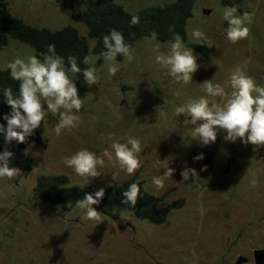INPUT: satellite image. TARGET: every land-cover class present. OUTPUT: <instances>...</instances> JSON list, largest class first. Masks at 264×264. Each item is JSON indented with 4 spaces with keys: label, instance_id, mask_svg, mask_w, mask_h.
Returning a JSON list of instances; mask_svg holds the SVG:
<instances>
[{
    "label": "rangeland",
    "instance_id": "374dc122",
    "mask_svg": "<svg viewBox=\"0 0 264 264\" xmlns=\"http://www.w3.org/2000/svg\"><path fill=\"white\" fill-rule=\"evenodd\" d=\"M175 0H118L128 13ZM13 17L35 28L51 31L70 26L86 38L90 49L95 44L87 27L71 19L68 7L52 0H0ZM225 7H237V14L252 16L245 24L250 35L238 43H229L222 19ZM199 28L207 37L208 55L199 54L189 45ZM172 41L138 40L129 63L108 61L90 53L84 61L95 67L99 84L88 86L82 74L73 76L83 99L79 125L65 129L60 136L53 131L57 118L47 113L41 123L42 145L30 146V172L19 170L12 180L0 179V264H234L238 256L253 264L252 252L264 248V147L217 139L201 145L191 139L192 126H184L175 108L205 93L201 83L212 79L230 94L229 76L240 67L257 85H264V0H196L186 25L185 46L193 50L199 69L188 84L173 83L155 62L153 48L166 52ZM28 45L9 39L0 51V69L19 56L35 55ZM43 61V57L39 58ZM115 63V76L108 66ZM83 71V70H82ZM72 76V74H70ZM224 103L226 97H209ZM157 106L162 110L157 112ZM129 137L140 140L137 153L140 168L128 175L113 167L98 168L101 176H77L64 165L62 157L87 149L100 156L111 151L113 141L126 143ZM130 147V146H129ZM200 161H194L197 155ZM166 165L174 169L164 187L157 190L153 177L161 176ZM185 168L195 169L199 180L183 178ZM206 169V170H202ZM255 174L258 185L248 186ZM66 176L72 187L89 186L94 192L113 183L135 177L143 189L163 199L162 206L173 208L162 224H151L131 212L113 220L102 215V222L85 220L84 211L74 205L51 207L33 197L39 176ZM99 223V224H98Z\"/></svg>",
    "mask_w": 264,
    "mask_h": 264
},
{
    "label": "clouds",
    "instance_id": "9594fccd",
    "mask_svg": "<svg viewBox=\"0 0 264 264\" xmlns=\"http://www.w3.org/2000/svg\"><path fill=\"white\" fill-rule=\"evenodd\" d=\"M222 19L227 22L224 31L229 43H238L250 35L249 27L245 26L252 23V16L249 13L238 15L237 7H225ZM138 23L139 16L132 15L130 24ZM156 35V32H152L150 37L145 39L155 41ZM191 36L197 44L208 43L207 37L199 28L193 29ZM102 43L106 51L101 52L100 56L105 60L115 61L117 56H123L129 63L133 61L131 45L125 42L120 31L110 29L109 34L102 36ZM167 49L166 52H161L159 45L153 48L155 62L161 69L166 70L165 74L173 83L192 82L193 74L199 69L193 50L185 46L179 34L174 35ZM6 68L10 70L11 80L19 82L18 95L13 94L11 87L3 90L4 103L11 109V112L3 117L7 123L6 128L0 125V134L3 135L6 144L12 141L18 144L25 143L44 121L45 106L47 113L57 118L53 126L57 136L65 129L78 127L83 99L79 97L73 76L82 74L88 86L97 85L100 80L95 67L81 71L75 56H69L66 65L65 59L56 53L55 44L47 46L43 61L36 55H28L26 59L17 56L7 63ZM117 71L115 63L108 66L110 76H115ZM228 82L230 94L221 84L213 83L212 79L204 81L200 85L205 95L176 107L175 115H182L185 118L184 126H192L191 139L201 145L214 143L217 133L222 132L225 133V141L235 143L239 139L242 144L254 146V151L258 150L264 147V85H257L256 81L246 75L240 67L231 71ZM209 97H226V100L221 104L211 102ZM156 110L158 112L162 109L157 106ZM140 151V140L129 137L126 143L113 141L111 151L106 149L100 156L87 149H81L74 155L62 157V160L77 176L87 180L101 176L98 168L107 167L105 157L113 167L118 166L121 171L133 175L141 166L137 156ZM13 155L6 149L0 152V179L12 180L18 176L19 169L10 167ZM203 158L200 154L194 157V161ZM174 171L166 165L163 175L153 177L152 183L157 190L164 187L165 178L172 177ZM181 176L186 179L191 176L195 178L193 182L199 180L195 169L185 168ZM257 185L258 179L253 174L248 186L255 188ZM139 193L140 187L137 183L129 184L127 190L122 193L124 197L122 203L134 207ZM104 194V189L101 188L93 194H86L82 200L76 202V207L84 211L85 220L102 222V214L96 211L93 205H98Z\"/></svg>",
    "mask_w": 264,
    "mask_h": 264
},
{
    "label": "trees",
    "instance_id": "16d2710c",
    "mask_svg": "<svg viewBox=\"0 0 264 264\" xmlns=\"http://www.w3.org/2000/svg\"><path fill=\"white\" fill-rule=\"evenodd\" d=\"M59 7H68L74 10L71 19L81 22L87 27V34L90 39L95 40L92 49L89 48L86 38L81 37L76 29L67 26L60 30L51 31L46 28H35L27 25L21 19L13 17L0 3V51L7 45L9 39L17 40L32 48L37 58L43 57L47 52L49 44H55L56 53L65 59L75 56L81 71L87 68L84 63L90 54L100 55L106 51L103 48L102 36L109 34L110 29L120 31L126 43L133 48L134 44L145 37H150L156 32V40L160 42L173 41L174 35L179 34L183 41H186V25L192 17V10L196 0H175L172 3L162 6L146 7L128 13L118 0H52ZM132 15L139 16V23L130 24ZM199 54L208 55L213 49L205 44L194 43L189 45ZM122 56H117L120 61ZM71 73H69L70 75ZM11 87L14 95H18L19 82L10 78V70L0 69V125L6 128L7 123L3 117L11 112L9 106L4 103L3 90ZM42 145L41 126L35 129L31 136L23 144L15 141L6 144L4 137L0 134V152L5 149L14 155L10 161V167L18 168L20 171L30 172L32 160L25 154L30 146ZM137 183L140 193L134 207L122 203L123 191H126L129 184ZM104 196L98 205H93L96 211L103 216L113 220L118 219L120 213L131 212L135 217L145 220L151 224H162L169 212L182 203H173L162 206L163 199L151 195L145 191L135 177L124 180L121 183H113L105 186ZM95 193L91 187H72L69 185L66 176L42 175L36 180L33 189V197L51 207L62 206L73 207L77 201L84 198L86 194Z\"/></svg>",
    "mask_w": 264,
    "mask_h": 264
},
{
    "label": "water",
    "instance_id": "95a60500",
    "mask_svg": "<svg viewBox=\"0 0 264 264\" xmlns=\"http://www.w3.org/2000/svg\"><path fill=\"white\" fill-rule=\"evenodd\" d=\"M247 261L248 259L246 257L238 256L234 264H245ZM252 261L253 264H264V248L253 250Z\"/></svg>",
    "mask_w": 264,
    "mask_h": 264
}]
</instances>
